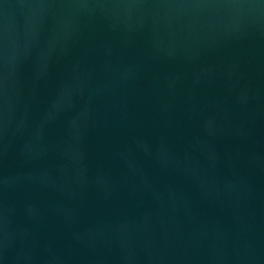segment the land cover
<instances>
[{
    "label": "water",
    "instance_id": "95a60500",
    "mask_svg": "<svg viewBox=\"0 0 264 264\" xmlns=\"http://www.w3.org/2000/svg\"><path fill=\"white\" fill-rule=\"evenodd\" d=\"M0 264H264V0H0Z\"/></svg>",
    "mask_w": 264,
    "mask_h": 264
}]
</instances>
